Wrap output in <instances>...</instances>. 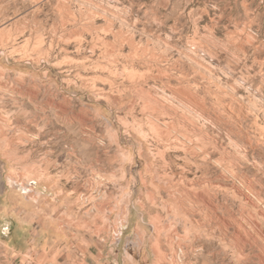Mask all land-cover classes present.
Here are the masks:
<instances>
[{"label": "rangeland", "instance_id": "obj_1", "mask_svg": "<svg viewBox=\"0 0 264 264\" xmlns=\"http://www.w3.org/2000/svg\"><path fill=\"white\" fill-rule=\"evenodd\" d=\"M248 136L264 0H0V264H258Z\"/></svg>", "mask_w": 264, "mask_h": 264}, {"label": "bare ground", "instance_id": "obj_2", "mask_svg": "<svg viewBox=\"0 0 264 264\" xmlns=\"http://www.w3.org/2000/svg\"><path fill=\"white\" fill-rule=\"evenodd\" d=\"M113 12V11H112ZM189 138V137H188ZM157 139L159 140H164V139H170L172 141V143L176 146L177 148V136H157ZM239 140V138H238ZM239 142V141H236ZM202 143V142H201ZM238 144V143H237ZM240 145L243 146L244 148H263L264 147V143H260L258 142L255 138L252 137H244L242 138ZM202 146V144H201ZM200 147V146H199ZM204 147V145H203ZM206 148V147H204ZM193 149V148H192ZM198 149V148H197ZM201 149V148H200ZM189 151V150H188ZM204 151V150H203ZM214 151V150H213ZM195 153V152H194ZM207 154V153H206ZM162 155V154H161ZM150 169V168H149ZM200 186V185H199ZM240 191V190H239ZM242 193V192H241ZM243 194V193H242ZM248 197V196H247ZM211 199V198H210ZM239 235V234H238ZM258 254V253H257ZM258 264H264V256L260 253L259 255V263Z\"/></svg>", "mask_w": 264, "mask_h": 264}]
</instances>
